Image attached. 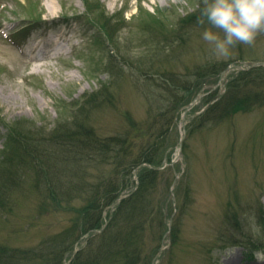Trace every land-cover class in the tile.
I'll use <instances>...</instances> for the list:
<instances>
[{"label": "rangeland", "instance_id": "obj_1", "mask_svg": "<svg viewBox=\"0 0 264 264\" xmlns=\"http://www.w3.org/2000/svg\"><path fill=\"white\" fill-rule=\"evenodd\" d=\"M205 4L0 0V24L8 34L0 39V196L8 195L0 209V246L35 249L44 243L45 264H70L87 238H79L73 251L61 257L64 238L76 234V214L68 213L76 203L50 212L40 208V181H32L24 165L8 184L2 159L13 140L24 146V135L43 139L35 167L45 172L41 160L47 156L39 154L52 150L53 141L47 140L51 133L70 134L84 124L111 137L125 132L131 120L145 118L143 69H156L162 61L179 71L219 63L230 67L215 82L219 94L239 75L245 79H239V86L250 80L247 88L260 91L259 98L217 125L199 127L206 107L202 99L188 111L184 125L185 111L178 115L169 146L171 162L162 170L172 169L162 171L157 193L160 200L168 198V229L153 264H227L230 259L234 264H261L253 252L264 247V65L252 64L264 63V31L252 44H238L229 57L217 58L202 38L209 26L206 18L200 23ZM40 8L45 14L37 15ZM24 17L31 20L19 24ZM38 19L46 24H38ZM162 35L171 37L164 41ZM112 52H118L130 71L116 56L111 58ZM184 130L186 146L179 155Z\"/></svg>", "mask_w": 264, "mask_h": 264}, {"label": "trees", "instance_id": "obj_2", "mask_svg": "<svg viewBox=\"0 0 264 264\" xmlns=\"http://www.w3.org/2000/svg\"><path fill=\"white\" fill-rule=\"evenodd\" d=\"M170 37L162 35V40ZM111 55L130 71L118 52ZM224 69L225 65L218 63L179 71L163 61L156 69H143L140 79L147 83L145 118L141 122L131 120L125 132L111 137L100 136L84 124L70 134L51 133L47 140L53 141L52 150L39 154L47 156L41 160L45 172L35 167L37 145H42L43 139L24 135V146H19L20 140H13L2 159L7 183L16 178V168L24 165L30 168L32 181H40L43 191L36 195L40 208L50 212L76 203L68 211L76 214V234L64 238L62 258L87 235L70 264H153L161 236L168 229V198L160 200L157 193L162 171L168 167L162 169L171 162L169 146L176 134L178 115L202 87L214 84ZM239 79L245 81L238 75L227 81L222 94L214 91L202 99L206 107L199 127L217 125L239 107L259 98L260 91L247 88L250 80L242 88ZM263 95L261 91L260 97ZM185 146L183 142L182 151ZM6 197L0 196V209L5 208ZM37 248L0 246V264H45L47 246L42 243Z\"/></svg>", "mask_w": 264, "mask_h": 264}, {"label": "clouds", "instance_id": "obj_3", "mask_svg": "<svg viewBox=\"0 0 264 264\" xmlns=\"http://www.w3.org/2000/svg\"><path fill=\"white\" fill-rule=\"evenodd\" d=\"M202 38L217 58H227L238 44H252L264 31V0H206L200 23ZM253 255L264 264V247Z\"/></svg>", "mask_w": 264, "mask_h": 264}, {"label": "bare ground", "instance_id": "obj_4", "mask_svg": "<svg viewBox=\"0 0 264 264\" xmlns=\"http://www.w3.org/2000/svg\"><path fill=\"white\" fill-rule=\"evenodd\" d=\"M48 9H49V12L51 13L52 16H56L55 12V7L51 4V3H48ZM36 12V9L34 10ZM45 14L42 10V8L39 9L37 15H43ZM48 18H45V20H47ZM31 19H26L25 17L23 19H19L17 20L19 22V24H23L25 21H30ZM49 20V19H48ZM6 28V25H2L0 24V39H3V31L4 29ZM12 46V45H11ZM49 59H52V56L49 58ZM45 64H38V65H34V68L36 69H40L42 66H44ZM33 66V65H32ZM23 72V71H22ZM28 74H24V77H27ZM263 214V212H262ZM263 220H264V217H263ZM227 264H234V259H230Z\"/></svg>", "mask_w": 264, "mask_h": 264}, {"label": "water", "instance_id": "obj_5", "mask_svg": "<svg viewBox=\"0 0 264 264\" xmlns=\"http://www.w3.org/2000/svg\"><path fill=\"white\" fill-rule=\"evenodd\" d=\"M254 65H255V66H256V65H264V63H257V64H254ZM229 69H230V68H227L226 71L229 70ZM200 97H201V96H198V97L196 98V101H198V100L200 99ZM193 104H194V102L190 103V104L187 106V110L185 111V114H186V112H187L188 110H190V109L192 108ZM185 114H184V116H185ZM184 120H185V118L183 117L182 120H181L183 124H184ZM184 137H185V132H184V136H183V138L181 139V141H183ZM180 154H181V148H180V150H179V155H180Z\"/></svg>", "mask_w": 264, "mask_h": 264}]
</instances>
